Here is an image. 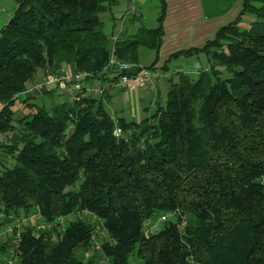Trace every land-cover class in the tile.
<instances>
[{
    "label": "trees",
    "instance_id": "16d2710c",
    "mask_svg": "<svg viewBox=\"0 0 264 264\" xmlns=\"http://www.w3.org/2000/svg\"><path fill=\"white\" fill-rule=\"evenodd\" d=\"M13 1L0 29V136L18 140L0 144V232L33 212L46 224L70 219L54 235L23 227L0 252L13 246L16 264H264V0H242L212 41L171 55L161 71L180 59L199 61V71L169 79L164 104L138 123L112 117L101 99L46 107L31 97L21 118L13 106L38 71L72 66L102 83L111 56L136 73L154 69L165 0L155 27L122 30L115 42L102 16L114 20L117 0ZM167 213L174 218L145 235L146 222ZM93 218L105 230L98 254Z\"/></svg>",
    "mask_w": 264,
    "mask_h": 264
},
{
    "label": "crops",
    "instance_id": "0c3cea01",
    "mask_svg": "<svg viewBox=\"0 0 264 264\" xmlns=\"http://www.w3.org/2000/svg\"><path fill=\"white\" fill-rule=\"evenodd\" d=\"M137 7H148V4H155L154 11L158 13L159 6L157 0H135ZM124 0V5L121 6V11L116 13L115 23L112 25L111 35L113 29L119 27L116 24L118 21L120 23L121 18L126 14L129 1ZM166 4V14L163 21L162 29L163 36L161 41V46L158 51V62L155 68H162L170 56L178 53L180 51L189 50L192 48L200 49L204 45L212 41L215 38L217 32L231 24L236 20L238 15L241 12L242 0H165ZM121 5L120 2L117 3V6ZM125 8V9H124ZM138 9V8H137ZM141 11V10H140ZM139 12V11H138ZM110 18V17H109ZM132 18V17H130ZM129 18V19H130ZM129 19L124 24V30L129 31L130 33L136 28L137 24L143 21L144 19L142 12H139V19L134 25H127ZM138 28V27H137ZM151 61V60H150ZM200 63L195 59H180L172 61L167 64L168 69L165 71L170 75L169 79H174L177 73L189 74L192 76L197 75L199 71ZM62 70H68L69 72H75L72 66H66ZM173 71V73L171 72ZM45 72L43 71L40 75V78L43 77ZM174 74V75H173ZM106 78V77H105ZM168 79V80H169ZM107 80V78H106ZM168 80L161 81L157 86V91L155 95L159 99L160 93L163 90L164 85ZM176 80V77L174 81ZM94 83H99L98 81L92 80ZM145 87H138L133 83L128 89L123 91L110 90L102 98L110 106L111 116L114 118L123 117L122 112L116 107L117 97L124 96L127 101V112L126 116L128 121L138 123L146 115H149L154 111L157 105L158 99L152 101L149 107L143 108V97L142 92ZM53 89L48 90L46 93L50 92ZM44 94V93H43ZM33 96L35 98L44 97L45 95ZM32 95H26L24 98H31ZM50 100H54L55 97H59L56 92L53 93L52 97L47 96ZM47 98V99H48ZM101 98V99H102ZM61 102H65L64 97H59ZM60 102V103H61ZM145 109H148V112H145ZM125 117V118H127ZM16 136V138H15ZM10 138H15L14 141L18 140L17 135L13 134ZM42 232L35 231L34 235L39 236ZM12 252H10L11 254ZM12 258V254H11ZM9 258L8 261L11 259ZM89 258L85 257L84 261L86 262ZM6 263V264H7ZM5 264V263H4Z\"/></svg>",
    "mask_w": 264,
    "mask_h": 264
},
{
    "label": "built area",
    "instance_id": "2783aa9c",
    "mask_svg": "<svg viewBox=\"0 0 264 264\" xmlns=\"http://www.w3.org/2000/svg\"><path fill=\"white\" fill-rule=\"evenodd\" d=\"M129 5L127 7L126 14L121 18L119 27L115 29L111 37L112 42H115L119 34L122 32L125 22L130 17H139L135 0H128ZM138 66L125 62H120L114 56H111L107 67L104 69L105 82L94 83L92 82V76L83 72H69L68 70H60L56 73L45 72L40 80H35L31 87L23 93L24 96L32 95L38 96L46 93L50 89H54L59 97H67L73 103H80L84 98L101 99L110 90L123 91L128 89L133 83L138 87H147L149 91L155 93L157 91L158 84L163 80H168L170 75L158 68L152 70L143 69L141 72L136 73ZM135 72V73H134ZM134 75L130 76V74ZM115 138H120L121 130L115 128L113 131ZM174 213H167L158 215L145 224V235L156 234L160 232L163 225L174 218ZM70 218L60 216L51 224H46L43 221V217L39 212H33L28 215H22L17 218L13 225L2 229L0 236L12 235L17 232L15 238L18 240L19 232L23 227H34V232L48 231L53 235L55 232H61ZM93 218L94 230L91 238V250L92 253H100L101 243L105 238V230L99 221ZM186 226L185 218H181L180 232H183ZM86 257H90L91 254H85ZM110 260L105 257H101L98 264H110ZM7 264H16L15 258L8 261Z\"/></svg>",
    "mask_w": 264,
    "mask_h": 264
},
{
    "label": "rangeland",
    "instance_id": "374dc122",
    "mask_svg": "<svg viewBox=\"0 0 264 264\" xmlns=\"http://www.w3.org/2000/svg\"><path fill=\"white\" fill-rule=\"evenodd\" d=\"M120 2L121 5L119 7V5L114 6L113 10H112V15H113V19L116 18V13H118L119 11H121V6L122 4L124 5V0H117V3ZM127 5V0H126V4ZM16 8V4L13 0H0V29H2L8 22L9 18L11 17V15L13 14V11ZM139 12H142V15L144 17V19H142L143 21H141L140 23L137 24L136 27H144V28H153L155 27L156 24V17H157V13L154 11L155 9V4H148V7H137ZM125 9V8H124ZM141 10V11H140ZM108 16V17H107ZM103 21H104V27H103V32L106 34V36L108 38H111V27L112 25L115 23V20H111L109 19V15H103L102 16ZM117 25H119V22H116ZM245 27V26H243ZM114 32V29H113ZM145 56L143 57V63L147 64L149 62V58L151 57V54L148 51H144ZM43 71H38L35 80H40V75L42 74ZM173 73V71H171ZM174 75V74H173ZM170 83L167 81L166 84L163 87V90L160 93V97L159 99L157 98V96L155 95V93L149 91V89L145 86V88H143V92H142V97H143V108H147L150 106V103H152V101H155L156 99H158V103L159 105H163L165 102V98H166V94L168 91ZM31 87V84L28 85V88ZM25 96L22 95L20 96L16 101L15 104L13 106V110L16 111V118H21L24 115L30 114L32 112V110H30L29 108L23 107L22 101L25 99ZM33 97V96H32ZM67 102H71V100L67 97L64 98ZM104 105L105 110L110 113V106H108V103L104 101V98L101 99ZM61 100L59 99V97H55L54 100H50V99H45L44 97L42 98H35V100H33L32 103L36 104V105H44L46 107L51 106V105H55L57 103H60ZM116 107L119 109V111H123L122 114L125 117H127L126 112H127V101L124 98V96H120L117 97L116 100ZM112 115V114H111ZM126 120L128 119L125 118ZM11 136H13V134H8L5 136H0V144L1 143H7V144H12L15 143L14 139L16 138H10ZM1 158V156H0ZM10 237V235L7 236H0V245H3L6 241L7 238ZM9 250H5L3 252H0V264H6L7 260L9 258H11V254L10 252L14 249L13 246L11 248H9ZM86 257V255L84 256V258ZM141 264V262L139 260H137L134 256L130 257V263L131 264Z\"/></svg>",
    "mask_w": 264,
    "mask_h": 264
}]
</instances>
